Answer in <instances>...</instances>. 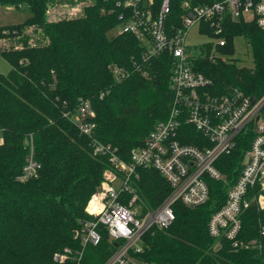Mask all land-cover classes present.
Masks as SVG:
<instances>
[{"label":"trees","instance_id":"obj_1","mask_svg":"<svg viewBox=\"0 0 264 264\" xmlns=\"http://www.w3.org/2000/svg\"><path fill=\"white\" fill-rule=\"evenodd\" d=\"M60 1V0H59ZM162 0H154L157 11ZM211 4L224 0H169L166 25L181 24L183 3ZM54 0H0V5L27 10L19 23L0 25V55L9 63L0 74V264H102L114 245L107 234L96 245L83 243L80 232L96 219L86 212L106 170L115 169L110 155L96 145H110L124 162L144 144L154 125L167 117L173 57L155 55L138 35L117 31L125 8L115 0H90L78 14L48 18ZM28 29L44 42H31ZM203 29V28H202ZM212 35L210 29L204 30ZM226 45L243 37L253 53L252 67L235 61L211 60V41L198 46L194 69L212 79V90L237 88L244 94L264 93V29L248 21H224ZM94 111V126L82 133L71 115L81 102ZM184 142L194 143L196 131ZM30 144L38 163L35 176L21 179ZM248 142H238L216 166L226 183L210 181L208 200L196 207L175 202V218L167 227H150L141 237L138 257L150 264H264V212L251 205L242 215L239 238L255 245L235 248L208 231L211 214L225 200L226 189L240 170ZM131 184L151 208L170 194L168 182L150 167L136 168ZM131 193L120 200L128 204ZM96 227H105L97 223ZM218 246V248H216ZM68 250L66 259L56 253ZM80 257L79 262L77 259Z\"/></svg>","mask_w":264,"mask_h":264},{"label":"built area","instance_id":"obj_2","mask_svg":"<svg viewBox=\"0 0 264 264\" xmlns=\"http://www.w3.org/2000/svg\"><path fill=\"white\" fill-rule=\"evenodd\" d=\"M115 2L125 8L119 14V32L138 35L150 55L162 51L172 54L169 87L173 97L167 117L154 125L141 147L131 150L128 163L110 145L95 146L96 152L110 155L115 169L104 172L102 183L87 203L86 212L96 219L82 228V242L96 245L104 231L114 249L102 264H150L138 257L144 232L152 226L171 224L175 202L188 207L205 203L210 195V181L226 183V176L216 166L218 158L230 154L238 142L247 141L238 175L227 187L224 203L211 214L208 231L213 238H224L235 248L255 245L253 240L240 239L239 232L242 215L251 205L264 212V93L250 96L231 88L219 94L210 89L212 79L193 65L202 53L198 49L202 43L189 46L185 39L188 30L196 25L200 33L211 39L209 58L227 60L217 50L226 45L222 36L224 21H248L264 29V0H224L201 5L185 1L181 24L175 30L165 23L169 0H162L157 11H153L154 0ZM206 28L211 36L202 31ZM93 116V108L85 101L71 119L82 133H89L94 126ZM188 126L196 131L195 144L184 142L192 135ZM138 167L154 169L170 185V194L156 208L149 207L131 184L132 179L139 177ZM37 168L30 144L21 179L35 176ZM126 192L131 193L128 204L120 200ZM97 223L105 227L98 228ZM261 230L264 233V228ZM67 253L68 250L56 253L54 257L62 261Z\"/></svg>","mask_w":264,"mask_h":264},{"label":"rangeland","instance_id":"obj_3","mask_svg":"<svg viewBox=\"0 0 264 264\" xmlns=\"http://www.w3.org/2000/svg\"><path fill=\"white\" fill-rule=\"evenodd\" d=\"M90 0H54L49 5L48 18L55 19L62 16H71L78 14L77 10L81 9L83 5L88 4ZM27 10H16L11 7H5L0 5V25L19 23L25 20L29 16ZM119 29V28H118ZM118 29L113 30L110 34H114ZM28 33L31 35V42H44V39L40 33H36L31 29H28ZM211 39L200 33L196 25L192 26L186 35V44L189 46H195ZM228 59L236 62L237 65L252 67L254 64L253 53L246 40L241 37H235L233 39V52L231 54H224ZM10 69L9 63L0 55V74H6Z\"/></svg>","mask_w":264,"mask_h":264},{"label":"water","instance_id":"obj_4","mask_svg":"<svg viewBox=\"0 0 264 264\" xmlns=\"http://www.w3.org/2000/svg\"><path fill=\"white\" fill-rule=\"evenodd\" d=\"M216 248H218V246H216Z\"/></svg>","mask_w":264,"mask_h":264},{"label":"bare ground","instance_id":"obj_5","mask_svg":"<svg viewBox=\"0 0 264 264\" xmlns=\"http://www.w3.org/2000/svg\"><path fill=\"white\" fill-rule=\"evenodd\" d=\"M91 205V204H90Z\"/></svg>","mask_w":264,"mask_h":264}]
</instances>
